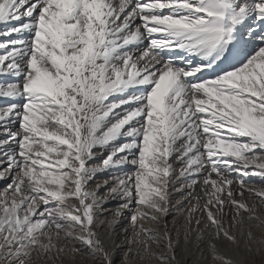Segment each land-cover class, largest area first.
<instances>
[{
    "label": "snow or ice",
    "instance_id": "6c2138e0",
    "mask_svg": "<svg viewBox=\"0 0 264 264\" xmlns=\"http://www.w3.org/2000/svg\"><path fill=\"white\" fill-rule=\"evenodd\" d=\"M0 264H264V0H0Z\"/></svg>",
    "mask_w": 264,
    "mask_h": 264
},
{
    "label": "rangeland",
    "instance_id": "374dc122",
    "mask_svg": "<svg viewBox=\"0 0 264 264\" xmlns=\"http://www.w3.org/2000/svg\"><path fill=\"white\" fill-rule=\"evenodd\" d=\"M101 195H103V191L101 192ZM114 206V205H113Z\"/></svg>",
    "mask_w": 264,
    "mask_h": 264
}]
</instances>
